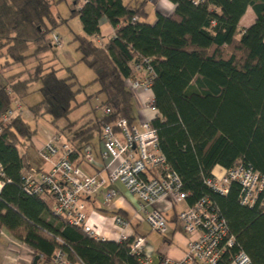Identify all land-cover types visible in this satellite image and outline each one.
Returning <instances> with one entry per match:
<instances>
[{"label":"trees","instance_id":"1","mask_svg":"<svg viewBox=\"0 0 264 264\" xmlns=\"http://www.w3.org/2000/svg\"><path fill=\"white\" fill-rule=\"evenodd\" d=\"M56 1L0 0L1 68L22 65L29 57L35 62L0 82V114L13 109L14 100L21 102L39 82L41 98L28 111L34 119L47 115L54 129L63 131L58 133L72 148L70 160L82 157L104 123L135 121L126 80L134 76V61L150 57L152 106L158 115L149 122L166 163L180 176L186 203L209 197L234 237L233 250L242 249L252 264H264V212L240 204L237 182H230L225 194L205 182L214 166L228 168L238 160L264 174V0H169L172 13L156 11L153 23L146 21L142 5L65 0L70 16H78L82 25V33L72 38L79 61L92 70L91 82L99 84L81 102L76 96L86 85L69 66L66 76H58L52 59L57 48L53 31L65 21L51 11ZM248 7L254 21L237 36ZM102 18L114 35L99 45L93 36L100 33ZM48 50L53 57L43 61L39 55ZM92 96H100L110 113L92 116L71 130L75 121L69 113ZM61 120L66 122L60 125ZM0 124V227L51 264L57 248L87 264H136L129 251L132 236L119 242L95 239L52 214L43 194L23 190L22 170L32 167L19 148L36 130L17 111Z\"/></svg>","mask_w":264,"mask_h":264},{"label":"built area","instance_id":"2","mask_svg":"<svg viewBox=\"0 0 264 264\" xmlns=\"http://www.w3.org/2000/svg\"><path fill=\"white\" fill-rule=\"evenodd\" d=\"M79 1L84 3L87 0ZM52 40L56 45L60 42L55 33L52 34ZM94 40L103 45L98 35H94ZM132 70L134 76L126 80L129 89L151 90L150 84L154 75L151 58L139 57L134 61ZM15 102L13 109L0 114L2 123L7 122L18 111ZM147 102L152 105L153 98H147ZM103 113L109 114L110 108L104 106ZM99 137L102 145L100 155L108 159L103 164V168L107 170L106 176L84 173L69 158L71 146L66 142L58 145L62 135L47 132L38 155L43 160L50 161L51 166L47 170H25L23 190L29 194L51 195L54 199L52 214L66 225L79 227L89 236L105 240L88 221L84 200L97 194L107 182H119L139 201L143 219L150 230L164 233L168 222L165 209L177 206V220L181 230L188 235L186 251L180 258L163 255L156 259L146 247L145 236L133 234L129 222L115 215L113 223L119 229L115 233V240L119 242L132 236L129 251L135 256L136 264H252L249 255L242 249L233 250L234 237L229 233L226 220L209 197H202L192 205L186 203L187 192L182 188L180 176L166 163L158 146V136L149 120H143L139 125L129 123L125 118H120L113 124L104 123ZM82 158L87 163L95 161L89 145L84 148ZM2 177L0 165V188ZM232 181L240 186L238 200L241 205L257 206L264 212L263 173L238 160L225 168L221 176L212 175L205 179L206 184L220 194L228 191ZM115 194V189L105 191L104 202L109 203ZM159 202H163V206L158 207ZM4 236L8 241V248L14 253L11 256L6 255L8 264H18L26 254L30 256L34 253L25 242L10 235ZM52 264L87 263L80 259H71L62 248H57L52 256Z\"/></svg>","mask_w":264,"mask_h":264},{"label":"crops","instance_id":"3","mask_svg":"<svg viewBox=\"0 0 264 264\" xmlns=\"http://www.w3.org/2000/svg\"><path fill=\"white\" fill-rule=\"evenodd\" d=\"M122 1L124 3H130L133 6L142 5L144 11L146 12L145 19L146 21H148L147 17H152V20L148 21L151 23L155 21L156 11L164 15H169L172 13L174 9V4L169 0H122ZM169 5H171L172 7H170ZM113 35H114V28L110 25V23L105 18L100 19V33L98 34L100 42L102 44H105ZM7 68H9L8 69L9 73L7 74H12L15 73L14 71H16V65ZM96 91L92 93H86L85 90H83L81 93H79L81 96L80 100H77V98L76 100L78 102H81L85 100L86 96L94 94ZM132 94H133V106L136 113L135 114L136 121L138 122H141L143 120L150 121V119H152L155 115H158V111L151 104L147 102V98H153V94L151 90L149 91L133 90ZM27 96L24 98L25 100ZM14 101H16L15 104H17L18 106V108L17 107L16 108L19 112H21L23 108H27L28 106L27 104L25 105L21 104L22 101L18 102L16 99ZM88 101H90V99ZM91 117L92 116L88 117L87 119ZM72 121H76V120H72ZM44 141H45V137L37 138L36 134L34 133L30 137L29 141L28 142L26 141V143L19 148V152L21 154L26 153L28 157V163L29 165H31L33 169L47 170L51 166L50 161H45L42 158H40L38 155V151L41 148ZM89 143L95 161L93 163H87L83 160L81 156H73V158H71L72 162L75 165L79 166L84 173L101 174L103 176H106L107 170L103 168V164L108 162V159L102 158L100 155V152L102 150V145L100 142L99 135L92 137ZM53 160L54 157L52 158V161ZM224 170H225L224 167L220 165H216L212 169V175L219 177L224 173ZM24 171L25 170H22V173ZM108 189H115L116 194L109 203H105L103 195L104 192L107 191ZM43 196L45 197V200L49 208L51 209L54 204L53 197L51 195H43ZM84 204H85V211L87 214L88 221L92 224L95 230L105 238V240L116 241L115 233H117L119 229L115 227L113 223V217L115 215H119L129 222V226L133 234H141L137 230V227H135L144 221L143 219L144 214L143 211L141 210V205L137 200V198L130 195L121 183L107 182L106 185H104L97 194L91 197H86L84 200ZM157 205L158 207H161L163 206V202H159ZM177 210H178L177 206H172L169 209H165L164 212L168 222L173 223V228L171 233L172 235H174L177 232V228L179 224V221L177 220V216H176ZM171 216H173L172 220H170ZM183 234L185 235V237H181L182 243L181 246L178 248V250L173 251L166 248L165 252L159 253V256H163V255L169 256L167 252L171 251L173 254V256L171 257L180 258L182 254L186 251L185 244L188 238L187 234H185L184 232ZM4 235H10V233L4 227H0V264H8V259H6V255L11 256L14 254L13 251L8 248V241ZM164 240L170 242V239L166 237H164ZM26 255L27 256L23 260H20L18 264H51L49 262H46L40 255L37 262L33 263L34 256L36 255L35 252L30 254V256L28 254Z\"/></svg>","mask_w":264,"mask_h":264},{"label":"rangeland","instance_id":"4","mask_svg":"<svg viewBox=\"0 0 264 264\" xmlns=\"http://www.w3.org/2000/svg\"><path fill=\"white\" fill-rule=\"evenodd\" d=\"M51 11L53 14L58 15L61 19H65V21L60 23L53 31L59 36L60 42L57 45L54 57L52 50L41 53L39 56L43 61H47L53 57V63H55V68L58 70L57 75L60 77L66 76V67L69 66L71 70L76 74L79 83L81 85H86L84 89L86 93H92L96 91L97 89H99V84L97 82H91L94 79V74L91 69H89L83 62L79 61L80 53L76 50V42H74L72 39L75 33H82V27L78 16H70L68 3L65 0L56 1V3L52 4ZM59 17L58 21H60ZM254 18L255 15L252 9L250 7L247 8L246 12L239 21L238 31L236 35L239 36L240 31L250 25L254 21ZM147 20H152V17H147ZM3 61L4 59L0 58V80L2 83L5 82V77L8 75L7 73H9L7 70L9 68H1V63H3ZM34 63L35 62L33 61V58L29 57L24 61L22 65H16V71L14 72L26 69L27 67L32 66ZM46 64L48 63H45V65ZM39 86V82L34 83L32 86V93H30L27 96L26 100L24 99L21 104L30 105L39 101L41 98L40 92L38 90ZM80 97V94H78L76 96L77 100H80ZM102 114L103 105H101V97L93 96L90 98V101H85L69 113V119L76 120L70 128L71 130H73L78 124L86 121L88 117L94 115L101 116ZM134 114H136L135 109ZM20 116L22 119H25L29 123L32 130H36L35 134L37 138L45 137L47 132H52L57 135H63L61 134L63 133L61 129H54L47 115L34 119L28 109L23 108L20 112ZM65 122V120H61L59 123L60 125H63ZM134 123L136 125L140 124V122L136 120ZM64 141L65 140L63 136V138L59 140L58 145H61ZM172 218L173 216H171L170 220H172ZM135 227H137L139 233L145 236V240L147 242L146 247L151 251V254L156 259L158 258L160 252H165L166 248L173 251L178 250L182 243L181 237H185L180 228V224H178L177 232L174 235L171 234L173 228V223L171 222H167V230L164 233H158L150 230V227L145 221L141 222ZM164 237L170 239V242L165 241ZM167 253L170 257L173 256L171 251H168Z\"/></svg>","mask_w":264,"mask_h":264},{"label":"water","instance_id":"5","mask_svg":"<svg viewBox=\"0 0 264 264\" xmlns=\"http://www.w3.org/2000/svg\"><path fill=\"white\" fill-rule=\"evenodd\" d=\"M38 259H39V255L36 254V255L34 256L33 263H36Z\"/></svg>","mask_w":264,"mask_h":264},{"label":"clouds","instance_id":"6","mask_svg":"<svg viewBox=\"0 0 264 264\" xmlns=\"http://www.w3.org/2000/svg\"><path fill=\"white\" fill-rule=\"evenodd\" d=\"M170 7H172L171 5H169Z\"/></svg>","mask_w":264,"mask_h":264}]
</instances>
